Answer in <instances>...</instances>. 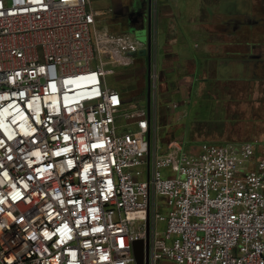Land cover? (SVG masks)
I'll return each mask as SVG.
<instances>
[{
  "label": "built area",
  "instance_id": "2783aa9c",
  "mask_svg": "<svg viewBox=\"0 0 264 264\" xmlns=\"http://www.w3.org/2000/svg\"><path fill=\"white\" fill-rule=\"evenodd\" d=\"M99 15L0 0V264H264V142L162 148L97 58L147 42Z\"/></svg>",
  "mask_w": 264,
  "mask_h": 264
},
{
  "label": "rangeland",
  "instance_id": "374dc122",
  "mask_svg": "<svg viewBox=\"0 0 264 264\" xmlns=\"http://www.w3.org/2000/svg\"><path fill=\"white\" fill-rule=\"evenodd\" d=\"M90 1L96 8L101 0ZM235 7L231 5V13L236 11ZM109 16L107 11L101 12L97 27L112 33L123 30V25L115 24ZM134 30L133 36L141 42H147L146 30ZM155 49L157 44L153 37L150 68L147 56L131 59L127 54L117 51L112 55L97 54V58L101 57L108 71V86L126 95L127 100H132L124 104V111L137 108V105L144 106L150 89L151 109L153 112L155 108L159 110L157 126L162 148L164 142L178 139L183 143L186 153L198 155L204 142L236 146L244 140L259 139L264 142V65H255L252 69L246 65L244 70L229 65L214 71L207 79L205 77L193 82L189 78L192 82L186 86V98L170 93L159 99L160 93L172 91L175 84L174 87L170 86V90H167V84L161 85ZM173 104H178L175 113L182 115L177 119L169 116ZM129 126L130 122L121 116L117 121V133L122 134ZM131 127L136 129L135 124ZM161 209L165 214L163 207ZM138 264H145V258L138 259Z\"/></svg>",
  "mask_w": 264,
  "mask_h": 264
},
{
  "label": "crops",
  "instance_id": "0c3cea01",
  "mask_svg": "<svg viewBox=\"0 0 264 264\" xmlns=\"http://www.w3.org/2000/svg\"><path fill=\"white\" fill-rule=\"evenodd\" d=\"M133 1L101 0L92 7L100 15L107 11L118 24L129 5L137 2ZM231 5L236 6L233 13ZM147 26L146 21V31ZM128 31L135 32L126 27L117 33ZM151 31L157 44L159 81L167 84V90L175 84L159 99L170 93L186 98L189 78L207 79L229 65L241 70L264 65V0H151ZM169 116L182 115L171 108Z\"/></svg>",
  "mask_w": 264,
  "mask_h": 264
},
{
  "label": "water",
  "instance_id": "95a60500",
  "mask_svg": "<svg viewBox=\"0 0 264 264\" xmlns=\"http://www.w3.org/2000/svg\"><path fill=\"white\" fill-rule=\"evenodd\" d=\"M138 1V0H136ZM144 2L147 3V13H143L142 15V21L145 25V22L147 21V36H148V40H147V48H144L142 50H140L138 53H136L135 55L138 56H147L148 61H149V68H150V61H151V56H152V31H151V0H144ZM138 3H135V6L137 7ZM144 25H143V30L144 29ZM146 106H147V113H148V117L151 115V94H150V89L148 88V92L146 95ZM148 140H149V135H148ZM142 245L137 244L136 245V254H137V258L140 259L141 257H143V253H142Z\"/></svg>",
  "mask_w": 264,
  "mask_h": 264
},
{
  "label": "flooded vegetation",
  "instance_id": "af4514ba",
  "mask_svg": "<svg viewBox=\"0 0 264 264\" xmlns=\"http://www.w3.org/2000/svg\"><path fill=\"white\" fill-rule=\"evenodd\" d=\"M137 3V7L135 6V4L129 5V8L123 14L122 21L118 23L120 25H123V29H125L126 27H131L132 30H134V28L144 25L142 21V15L143 13H147V5L144 0H138Z\"/></svg>",
  "mask_w": 264,
  "mask_h": 264
}]
</instances>
